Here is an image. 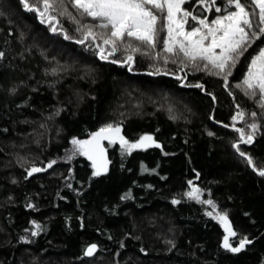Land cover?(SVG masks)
Wrapping results in <instances>:
<instances>
[{"label":"trees","instance_id":"1","mask_svg":"<svg viewBox=\"0 0 264 264\" xmlns=\"http://www.w3.org/2000/svg\"><path fill=\"white\" fill-rule=\"evenodd\" d=\"M28 3L43 6L42 0ZM241 3L257 13L251 19L258 24L252 0ZM64 6L80 24L62 15L59 3L49 24L20 0H0V264H264V176L258 175L264 108L259 92L246 95L243 85L264 35L251 41L226 86L220 76L176 57L165 64L137 53L131 64L110 62L127 55L121 48L101 60L97 44L106 55L109 48L102 40L77 42L83 37L77 28L97 21L81 18L69 0ZM182 7L209 24L226 15L225 8L233 10L226 0L209 11L198 0ZM197 25L189 17L185 28ZM156 52H162L159 44L152 57ZM241 111L243 120H234ZM253 122V141L243 143L235 129L246 138ZM109 124L130 143L151 136L160 147L129 154L114 145L100 176L86 155L64 160L73 139L85 141ZM53 161L49 170L28 175ZM190 181L198 200L187 196ZM207 200L215 211L199 202ZM217 213L227 215L234 236L224 232ZM226 236L231 247L245 238L250 243L233 252L224 247ZM90 245L98 250L87 258Z\"/></svg>","mask_w":264,"mask_h":264},{"label":"snow or ice","instance_id":"2","mask_svg":"<svg viewBox=\"0 0 264 264\" xmlns=\"http://www.w3.org/2000/svg\"><path fill=\"white\" fill-rule=\"evenodd\" d=\"M24 8L28 11H36L41 18V23L45 19L51 24L55 17L49 13L56 10V3H59L63 11L62 15L66 14L70 20L80 24L68 8L64 6V0H42L43 6L40 8L39 4L34 8L28 0H20ZM186 0H69L72 8L76 10L81 18L91 17L92 20L97 21L96 25L82 24L77 28V31L83 33L82 39L78 43L83 44L85 41L91 39L96 41L98 38L102 40L103 45L109 46L107 55L105 48L97 44L99 48V55L101 60H107L109 56L115 55L121 48L127 55L122 61H110L112 63H129L134 62L135 54L149 56L150 58L163 59L165 64L170 62L171 57L180 58V63L186 60L194 69L207 71L209 75L220 76L227 86L228 77L232 74V68L235 67L239 58L250 46L253 39L259 38V35H264V0H252V3L259 9L258 24L254 25L251 19L252 16L257 15L255 12H249L241 3V0H226L229 11L225 8L226 15H222L211 21L209 24L206 19H198L192 12L186 10L182 5ZM199 4L204 6L205 11L211 10L215 6L216 0H198ZM216 12H221V7H215ZM197 21L201 27H192L191 30H185L187 18ZM161 20L164 23H160ZM57 23L59 21H56ZM160 24L158 28L157 25ZM99 28L102 31L99 33L93 31V28ZM258 28V32L253 29ZM206 29V31H202ZM52 31H56L53 27ZM166 31V36L161 37L160 33ZM183 37V39H178ZM65 39L71 37L65 34ZM139 42V43H134ZM205 41H210L205 43ZM160 45L162 52H156L152 57V51ZM141 45L144 47L142 48ZM219 49V52H217ZM162 53H168V56H163ZM3 53H0V58ZM172 63H176L177 59H171ZM205 62V63H199ZM187 66V65H185ZM210 66V67H209ZM131 71V68H129ZM151 74V73H150ZM159 74V69H157ZM180 79L179 76L176 77ZM245 86V94L255 98L257 91L259 92L258 103L264 108V49H261L259 54L251 60L247 75L243 80ZM194 87H203L200 84L192 85ZM245 113L238 112L237 117L243 120ZM253 117L256 113L251 114ZM253 129V134H248L245 138V133L242 129H235L240 133V139L243 143H251L254 138V133L258 130V125L253 122L250 124ZM121 129L113 127L111 124L100 128L95 133L91 141H79L73 139V145H78L82 152L81 154L88 156L93 161L95 169L93 175L100 176L107 171L106 164L98 166L93 152L98 150L102 155L104 149L100 147V141L107 139L110 143H114L115 139H119L121 147L125 148L129 154L131 150L136 148H143L147 146L160 147L155 144L151 136H143L139 141L130 143L123 136L119 135ZM112 134H115L113 136ZM211 135V133H210ZM93 142H95L93 144ZM92 146L89 148L88 146ZM241 156H245L249 165H253L254 161L248 157L244 152H241L238 145H234ZM55 161L48 164L51 168ZM44 168L32 167L28 175L33 173L45 171ZM254 170H256L254 168ZM199 174L197 173V176ZM258 175L264 176V169L258 170ZM191 181L189 184L191 185ZM190 199H197L199 196V189L193 187L192 191L187 193ZM124 198V197H122ZM174 204L179 203L177 200L172 201ZM207 203L212 206L215 211V205L211 200L199 201ZM209 216L213 212L207 213ZM214 218H218L225 224V231L230 235H235L231 230V225L228 223L227 215L216 214ZM36 228L39 230L40 226L37 224ZM37 232H32L36 235ZM246 243H250L247 238L240 241L239 247H231L228 237L224 239V247L229 248L233 252H239ZM96 250V246L92 245L86 250V255L91 256Z\"/></svg>","mask_w":264,"mask_h":264},{"label":"water","instance_id":"3","mask_svg":"<svg viewBox=\"0 0 264 264\" xmlns=\"http://www.w3.org/2000/svg\"><path fill=\"white\" fill-rule=\"evenodd\" d=\"M113 136H115V134H112ZM119 135H121V136H123L124 137V135L122 134V132L120 131V133H119ZM109 141L107 140V139H105V140H101L100 141V147H102L103 149H104V152H103V154L101 155L100 153H99V151L98 150H96L97 151V153L96 154H94V156H95V159H96V163L98 164V165H102V164H104V163H106V162H108V159H109V154H108V151H107V149L105 148V143H108ZM115 144H120V141H119V139L117 138V139H115V142H114ZM155 144H158V143H155ZM160 145V144H159ZM92 147V146H91ZM91 147H89V148H91ZM150 147H154V148H159V147H156V146H150ZM44 169H46L45 171H47V170H49L50 168L48 167V164L47 165H45V168ZM45 171H42V172H45ZM229 233V232H228ZM230 234V233H229ZM247 244H249V243H246L245 245H247ZM90 246H92V245H90ZM90 246H88L87 248H86V250L90 247ZM96 246V245H95ZM86 250H85V253H86ZM97 250H98V248H97V246H96V250H95V252L91 255V256H88V255H86L85 254V256L87 257V258H91V257H93L96 253H97Z\"/></svg>","mask_w":264,"mask_h":264},{"label":"rangeland","instance_id":"4","mask_svg":"<svg viewBox=\"0 0 264 264\" xmlns=\"http://www.w3.org/2000/svg\"><path fill=\"white\" fill-rule=\"evenodd\" d=\"M201 27V25L198 23V25L196 26V28H200ZM185 30L186 31H188V29H186L185 28ZM202 31H206V29H202ZM165 36H166V32H165ZM178 39H183V37H178ZM210 41H205V43L207 44V43H209ZM217 52H219V49H217ZM95 134V133H94ZM93 134V135H94ZM93 135H91L87 140H85V141H91L92 140V137H93ZM140 139V138H139ZM139 139L138 140H136L135 142H137V141H139ZM83 142V141H82ZM134 142V143H135ZM95 142H93V144H94ZM88 147H91V145L90 146H88ZM143 148H146V147H143ZM81 152H82V149L78 146V145H75L74 146V150L72 149V152L69 154V155H67L66 156V158H64V160H68L72 155H74V154H76V153H80L81 154ZM97 153V151H94L93 152V155L94 154H96ZM81 155H83V154H81ZM90 162H91V164H92V167H93V161L92 160H90ZM106 164V167H108V163L106 162V163H104V164H102V165H105ZM98 165V164H97ZM102 165H98V166H102ZM93 170L95 171V169H94V167H93ZM194 186L193 185H191V189L193 188ZM220 221V220H219ZM220 223H221V225H222V227H223V229H224V232L225 233H227V231H225V224L222 222V221H220ZM227 237V236H226ZM225 238V237H224ZM229 240V239H228Z\"/></svg>","mask_w":264,"mask_h":264},{"label":"flooded vegetation","instance_id":"5","mask_svg":"<svg viewBox=\"0 0 264 264\" xmlns=\"http://www.w3.org/2000/svg\"><path fill=\"white\" fill-rule=\"evenodd\" d=\"M104 145H105V148L107 149L108 154H109L111 147H113L114 145H117V144L108 142V143H105Z\"/></svg>","mask_w":264,"mask_h":264}]
</instances>
